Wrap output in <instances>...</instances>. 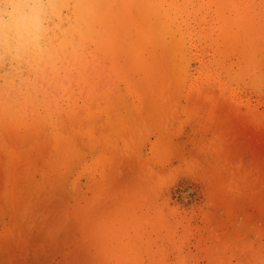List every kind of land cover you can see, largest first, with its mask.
I'll list each match as a JSON object with an SVG mask.
<instances>
[{"label": "rangeland", "instance_id": "1", "mask_svg": "<svg viewBox=\"0 0 264 264\" xmlns=\"http://www.w3.org/2000/svg\"><path fill=\"white\" fill-rule=\"evenodd\" d=\"M0 264H264V0H0Z\"/></svg>", "mask_w": 264, "mask_h": 264}, {"label": "bare ground", "instance_id": "2", "mask_svg": "<svg viewBox=\"0 0 264 264\" xmlns=\"http://www.w3.org/2000/svg\"><path fill=\"white\" fill-rule=\"evenodd\" d=\"M21 22H23V21H21ZM23 24V23H22Z\"/></svg>", "mask_w": 264, "mask_h": 264}]
</instances>
